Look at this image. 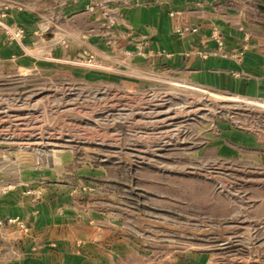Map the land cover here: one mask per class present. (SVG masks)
<instances>
[{
    "label": "rangeland",
    "instance_id": "obj_1",
    "mask_svg": "<svg viewBox=\"0 0 264 264\" xmlns=\"http://www.w3.org/2000/svg\"><path fill=\"white\" fill-rule=\"evenodd\" d=\"M182 45L264 65V0H0V264L55 220L85 258L264 264V94L193 81Z\"/></svg>",
    "mask_w": 264,
    "mask_h": 264
},
{
    "label": "crops",
    "instance_id": "obj_2",
    "mask_svg": "<svg viewBox=\"0 0 264 264\" xmlns=\"http://www.w3.org/2000/svg\"><path fill=\"white\" fill-rule=\"evenodd\" d=\"M227 48L233 47L228 44ZM202 49L209 48L204 46ZM185 52H187L185 46L178 47L174 50L170 62L175 67L182 68L184 74L193 81L240 95L264 94V65L256 51L247 49L239 59L215 54L203 59L199 56H187ZM46 224V231L41 229L35 232L37 239H34V242L37 243L39 240L40 246L33 252L29 251L20 264H124V259L117 256L116 244L113 251L101 247L100 243L89 245L94 247L89 252V258H85L83 249H76L74 245L61 247L49 245L47 242L61 236L65 225H59L56 220L48 221ZM106 251H111L112 254H107Z\"/></svg>",
    "mask_w": 264,
    "mask_h": 264
}]
</instances>
